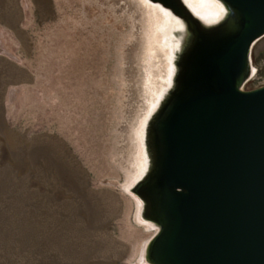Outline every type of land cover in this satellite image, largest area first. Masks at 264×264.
<instances>
[{
    "label": "rangeland",
    "instance_id": "rangeland-1",
    "mask_svg": "<svg viewBox=\"0 0 264 264\" xmlns=\"http://www.w3.org/2000/svg\"><path fill=\"white\" fill-rule=\"evenodd\" d=\"M83 1L0 0V264H143L154 233L128 190L157 81L148 7ZM252 61L245 89L264 37Z\"/></svg>",
    "mask_w": 264,
    "mask_h": 264
},
{
    "label": "water",
    "instance_id": "water-1",
    "mask_svg": "<svg viewBox=\"0 0 264 264\" xmlns=\"http://www.w3.org/2000/svg\"><path fill=\"white\" fill-rule=\"evenodd\" d=\"M208 1L197 12L187 0H143L155 85L168 55L171 66L128 187L154 229L143 264H264V85L244 88L264 0Z\"/></svg>",
    "mask_w": 264,
    "mask_h": 264
},
{
    "label": "bare ground",
    "instance_id": "bare-ground-1",
    "mask_svg": "<svg viewBox=\"0 0 264 264\" xmlns=\"http://www.w3.org/2000/svg\"><path fill=\"white\" fill-rule=\"evenodd\" d=\"M97 1L103 7V5L108 4V1L110 3H112L115 0H97ZM187 2L193 8V10H195L197 12L209 11L210 10L209 3H208L209 1L208 0H187ZM88 4L90 5V7L87 6ZM82 6H83V8L85 10H89L90 11V10H93L94 8H97L98 5H96L93 0H84L82 2ZM103 9H105V8H103ZM169 60H170V55L167 56L166 72L164 73L165 75L164 74L163 75L162 74H159L160 79H161L160 82L157 85H155V87H153L151 89V91H150V94H149V96L147 98V106L145 107L144 112L142 114V117L140 118V121L138 122L139 123V127L137 129V132L140 130V128L142 129L145 119L147 118V116H148L151 108L154 106L157 97L160 95V92L162 90V87L164 86L163 83L166 84L168 82V75L170 73V67H171L169 65V63H168ZM257 74L252 78V81L255 80ZM143 169H144V165H143V158H142V156H138V157L136 156L135 169H134V172H133V174H132V176L130 178V183L129 184L133 183V181L135 179H137L142 174Z\"/></svg>",
    "mask_w": 264,
    "mask_h": 264
}]
</instances>
